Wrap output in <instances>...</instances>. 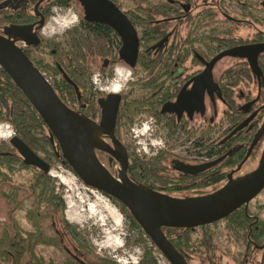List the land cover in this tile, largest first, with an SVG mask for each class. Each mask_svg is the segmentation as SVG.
Masks as SVG:
<instances>
[{"label": "trees", "instance_id": "trees-1", "mask_svg": "<svg viewBox=\"0 0 264 264\" xmlns=\"http://www.w3.org/2000/svg\"><path fill=\"white\" fill-rule=\"evenodd\" d=\"M111 1L119 9L122 8L120 3L121 0ZM73 4L79 6L77 0H53L48 6L47 17H49V11H51L53 7L66 9ZM159 5L160 7H153L152 5H146L143 8L139 7L140 13H142L145 18H141L139 15L132 17L130 13L126 14L135 29L141 28L143 30L142 35L139 36L140 52L137 67L146 72L151 78L154 76V62L160 58L156 51L153 50L154 45L164 38L165 34L169 33L170 29L175 27V21L171 18L172 10L168 3H161ZM3 7V5H0V8ZM0 14L2 13L0 12ZM30 16H32V14H23L21 17H9L8 20H19L21 23L27 24L32 21ZM3 21L4 18H0V25L4 23ZM78 29L79 31L76 35L70 36V50L68 53H65L64 49L61 50V46L58 43L54 41L48 42L47 46L53 48L55 54L58 55V60L55 61V67L52 68L49 65L42 66V62H39V65L33 60L32 63L47 80L48 77L51 76L50 72L54 71L59 75L58 67L62 69L73 85L69 84L61 76L60 80H56L55 75L52 74L54 80L49 81V83L54 88L56 94L66 106L95 120L99 118L100 107L94 102V95L92 94V86L90 83L92 73L88 64L91 61L96 62L100 60L102 61L103 68L108 61L111 62L112 66L117 63L119 61L117 57L119 48L117 47L116 52H114L111 44L112 38H118V36L111 28L102 24L85 22L83 18L80 20ZM181 38L182 43L180 44H184L185 36ZM229 38L231 37L224 36V45L230 42ZM259 41H261L260 37ZM178 43L179 42L176 41L168 44L165 52L170 55L166 59L179 60L181 52L178 51V47L176 48ZM226 48H228V46H225V49ZM263 61L264 58L262 57L259 62L262 71H264ZM227 74L231 79L237 81H244L245 78L251 79L246 64L240 65L239 68L228 70ZM234 85L236 86V84ZM227 86V89L231 88L229 85ZM74 87H76L77 90H75ZM230 91L232 93V88ZM225 101L228 109H237L235 99L232 98L231 94L225 97ZM153 111L154 109L148 101L143 99L123 102L119 111L118 125L115 131L116 137L118 139L121 138V127L129 130L143 115L158 119L156 112ZM242 119L243 117L240 118L235 127L242 122ZM0 123L9 124L12 127L13 136L21 140L36 155L40 156L39 154H42L40 158L50 166V169L53 167L54 163H60L63 167L73 172L63 159L58 144L51 136L48 128L29 104L25 96L1 69ZM166 133L169 138L175 135V132L172 130H168ZM217 133H220V131L210 130L207 133L208 140ZM253 135L254 132L249 134V136L247 135L246 139L239 140L233 137L230 130L225 131L223 135H219L214 143L209 145L208 157L211 159L216 155V153H214V148H217L215 146H217V143L221 140L223 144L218 152H230V156L225 159L222 164L208 172L209 178L206 181H201L200 179L189 181L187 179L176 183H164L166 181L163 177V163L169 156V153L164 151H161L157 156L148 161L139 157L134 151H128L130 161L128 177L134 183L156 192H160L161 187L172 184V187H168L173 195L176 196L187 195L188 197H196L209 194L210 192L208 190L210 187H221L227 181L228 173L225 169H234L244 160ZM236 143L238 147L235 146ZM259 145L260 144L253 150L249 159L256 157ZM98 154L108 157L106 154ZM220 157L219 155V158ZM108 159V165H115L114 161L109 157ZM16 166L17 170L32 169L34 171V176L28 185L17 184L13 180V173H15L14 169ZM54 181V178H51L49 174H44L35 168L25 166L22 157L10 143L6 144L5 142H0V264H54L52 261H45L43 258H37L35 256V249L38 246H59L63 249V245L57 236V224L63 227L81 252L98 260V262H101L100 264H107L104 263L105 260L93 254L92 248L84 234L65 220V205L62 197L56 194ZM108 199L118 207L129 223L130 229L140 235H144L127 208L117 200ZM27 202L31 204V210L28 215V221L32 228V232L30 233L22 232L15 219L16 214ZM251 215L249 210L245 211L241 208L223 221L226 222L229 230H233L234 227L237 228L239 226L246 229V227H244L246 223L254 220V218H251ZM257 226L259 230L264 231V223ZM209 227L210 226H204L199 228L205 231L202 233L199 245L204 250L203 254L207 256V258H209L208 260L213 264L212 252L214 247L211 243V236L207 233ZM162 231L172 245L184 255L187 258V262L191 264V256L189 253L192 252L193 244L190 242V238L192 233L196 230L163 229ZM260 236L262 239L264 238V235L262 236L260 233L255 232L250 237L251 239H254V237L259 239L261 238ZM66 264L81 263L77 260H71ZM138 264H157V262L147 251ZM258 264H264V258L262 261L258 262Z\"/></svg>", "mask_w": 264, "mask_h": 264}, {"label": "flooded vegetation", "instance_id": "flooded-vegetation-1", "mask_svg": "<svg viewBox=\"0 0 264 264\" xmlns=\"http://www.w3.org/2000/svg\"><path fill=\"white\" fill-rule=\"evenodd\" d=\"M52 1L53 0H43L42 2H40V0H0V5L4 6L3 8H0V12L2 13L0 14V18H4V23L0 25V35H5V29L10 26H33V30L27 39L28 41L16 40V45L24 51L26 56L31 61H36L37 52L41 54L39 51L44 49L43 45H47L46 40H43V38L41 37V28L48 19V6ZM234 1H236L235 13H231L228 10L225 5V0H121V9H119L111 1L126 17V14L130 13L132 17H135V15H139L141 18H145L143 14L140 13L139 7L143 8L146 5L160 7L159 4L168 3L170 9L172 10L171 18L175 21V27L170 29L169 33L165 34V37L154 45L153 50L156 51L160 58L154 62L155 68L154 76L152 78L149 77L146 72L137 67V63L136 66L131 69L120 60L119 50L122 44L119 37L112 38L111 44L114 52H116L117 47L119 48L117 52L119 61L113 66L111 62L108 61L106 62V65L100 70L101 73L106 74V77L108 79L113 78V70L117 66H124L132 71V78H135V80L127 84L128 88L130 89L129 93H117L120 96L119 111L123 102L143 99L145 101H148V103L154 109L153 112H156L158 119L152 116L143 115L141 119L138 122L134 123L129 130H131L133 133H136V130L138 128L137 126L142 123V120L144 118H148L151 121V125L153 128L159 129L165 133V137L163 139L160 138L159 144L157 142L155 146L148 137L142 142H139V144L142 145L141 149L145 148L147 151L145 155L149 154L150 152L155 157L161 151H164L169 153V155L173 157L171 161H169L167 158L163 163V177L166 181L164 183H176L178 181L187 179L189 181L196 179L206 181L209 178L208 172L222 164L223 161L230 156V152H218L222 148L223 141L221 140L217 143V146H215L217 148H214V153H216V155L211 159L208 157L209 145H212V143H214L215 141L213 140V138L212 140H208L207 133L210 130L218 132L220 131V133L216 134V138L219 137V134L223 135L225 131L230 130L231 134H233V137L237 138L238 140L246 139L247 135L249 136V134L254 132V135L252 136L253 140L255 134L264 122V71H262V68L259 65L260 59H262V57L264 58V53H262L258 57V67L260 69L259 76L251 70L246 59L226 57L214 64L211 69L210 76L207 77L206 82L203 81V75L207 69V65L220 53L238 47L264 43L263 30L255 33L252 37L249 36V38H244L238 36L237 34L239 25L244 24L243 20L248 21L246 23L247 26H250V24L255 25V23L252 21V13L256 10L264 13V7L262 6L264 2L260 3L258 0H249L247 2H241V0ZM38 3L39 5L37 7V12H35V6ZM124 3H128L130 5V8L124 9ZM255 5H258V7H256ZM23 14H32V16H30L32 21L30 23L24 24L19 20H8L9 17H21L23 16ZM42 19L44 20V23L40 24ZM183 29L186 31L185 35L181 34L182 32H184ZM135 30L139 39V36L142 35L143 30L141 28H137ZM183 36H185V43L180 44L182 43L181 37ZM224 36L231 37L229 38L230 42L226 43L227 45H224ZM259 37L261 38V41H259ZM36 38L39 40L38 43H36ZM12 39L14 38L12 37ZM113 41H117L115 45ZM176 41L179 42L176 45V48L178 47V51L181 52L179 60L177 61L166 59L170 55L165 52L168 44L170 42ZM225 46H228V48L225 49ZM50 52L52 55L50 56V58L52 59L53 56H55V50H50ZM224 59H232L233 64L228 66L222 72H218L217 66ZM50 63L52 65L53 60H51ZM243 64L247 65L251 75V79L245 78V80H252L256 83L257 94L254 98L246 96L244 98L245 103L243 105L237 106L236 110L228 109V107L226 106L225 97L231 94L232 98L235 99L234 95L237 87L240 84L244 83L245 80L237 81L235 79H231L227 72L230 69L239 68V66ZM118 68L122 67H117L115 71ZM58 69L59 76L64 78V72L59 67ZM234 84H236V86ZM227 85L232 88V93L230 91L231 88H226L228 87ZM133 90H137L140 95L138 97H132L131 91ZM110 94L115 93L110 92L106 95H103L102 97H100L99 101L101 99H105ZM180 94H185V98H187L188 95V98L185 99L184 103H178V97L180 96ZM98 103L99 102H97L96 104ZM223 106L226 107V110H222V117L218 121V113ZM242 117V122L235 127V125ZM99 120L100 115L98 120L96 119L94 121L99 122ZM117 122L116 128L118 125ZM245 122L246 124L244 125ZM224 123L227 124L226 127L223 126ZM120 129L121 131L126 130L122 127ZM168 130H172L175 132V135L172 138H169V136L167 135L166 132H168ZM149 136L152 137V135ZM179 139L180 141H178L177 143L176 141ZM105 140L109 142L108 139ZM118 140L121 141V138ZM170 141H174L175 146L182 145L180 143H183L185 145L189 144V146H191L192 148V151L189 152V155L186 156L179 155L175 150L169 151L167 148L169 147ZM262 142H264V135L258 141L257 145L261 144ZM250 144L248 146V149L250 147ZM237 145L238 144L236 143L235 146ZM257 145L255 146V148L257 147ZM124 147L126 148L127 153L128 151H133L128 145H124ZM219 155L221 156L220 158H223V160L217 166L202 174L194 176L183 172L184 167L199 166L215 161L219 158ZM139 157L144 158L146 161L153 158L151 156ZM249 158L242 165L240 170H238L239 166L234 169H228L229 172H227V179L228 175L231 172H234V179L240 177V175L237 176V174L250 160ZM168 186L172 187V184ZM168 186L161 187V191L159 193L175 197L176 195H173ZM219 187L220 186H215V191L219 189ZM186 197L188 196L186 195ZM243 209L245 211L249 210L248 207ZM251 218H254V220L246 223V225L244 226L246 227V229H243V227L239 226L237 228L234 227L233 230H229L228 226H225V229L232 233L235 245L244 249L242 253L241 264H258V262L262 261V259L264 258V238L262 239V237L260 236L261 238L259 239L256 237H254V239H251L250 237L255 232L260 233L262 236L264 235V231L259 230V227L257 226L263 224L264 221L253 215H251ZM62 251L65 254V261L63 264H66L71 260H77L81 264H84L79 261L76 256L68 252L64 246ZM255 256L257 257L255 258Z\"/></svg>", "mask_w": 264, "mask_h": 264}, {"label": "water", "instance_id": "water-1", "mask_svg": "<svg viewBox=\"0 0 264 264\" xmlns=\"http://www.w3.org/2000/svg\"><path fill=\"white\" fill-rule=\"evenodd\" d=\"M77 2L82 8L85 22L105 25L117 34L122 44L119 58L133 69L138 59L139 39L127 17L110 0ZM39 3L35 6V12ZM262 6L264 7V3ZM43 23L42 19L40 24ZM32 30L33 26H10L5 29V35H0V69L41 118L57 142L63 159L82 184L124 205L169 264L189 263L167 239L163 229H197L221 222L237 210L247 208L264 190V149L253 171L235 179L234 172H231L225 185L203 196L172 197L131 181L128 177L127 150L115 136L120 106L119 94H110L99 101V122L66 106L45 76L16 45V40L28 41ZM35 40L36 43L39 42L37 38ZM262 53L264 43L222 52L207 65L203 81L206 82L210 76L214 64L226 57L246 59L251 70L259 76L258 57ZM63 76L73 85L66 74L63 73ZM187 98L185 94H180L178 103H184ZM263 135L264 122L255 134L238 170L248 160ZM9 143L22 157L25 166L50 174V166L21 140L13 136ZM98 153L108 155L119 165L117 177L100 162ZM222 160L223 158H219L203 165L187 166L183 168V172L196 176L217 166Z\"/></svg>", "mask_w": 264, "mask_h": 264}, {"label": "rangeland", "instance_id": "rangeland-1", "mask_svg": "<svg viewBox=\"0 0 264 264\" xmlns=\"http://www.w3.org/2000/svg\"><path fill=\"white\" fill-rule=\"evenodd\" d=\"M247 1L249 0H241V2ZM258 1L260 3L264 2V0ZM235 2L236 1L234 0H225V5L231 13L236 12ZM255 6L258 7V5ZM123 7L124 9H129L130 5L124 3ZM82 18V9L75 4L66 9L53 7L47 21L41 28V37L43 40H46L47 45L48 42L54 41L61 46V50L64 49V52L68 53L70 50V36L78 33L80 20ZM68 21H72L73 23L69 24L67 23ZM252 21L255 25L250 24V26H247L246 23L248 21L243 20L244 24L239 25L238 27V36L249 38V36L252 37L255 33L261 30L264 31V13H261L258 10L253 11ZM183 31L184 32L181 34L185 35L186 31L184 29ZM116 42L117 41H113L114 45ZM47 45H43L44 49L39 51L41 54L37 52V60L35 62L39 65V62H42V66L49 65L53 68L55 67V61L58 60V55L55 54L51 59L50 56L52 55L50 50L54 49ZM51 60H53L52 65L50 63ZM232 64V59H224L217 66V70L218 72H222ZM88 65L92 73L90 83L95 103L99 102L100 97L110 93L106 89L111 87L110 85H112L111 83L115 79V69L117 67H122L121 69L124 71L126 70L125 72L129 70V68L124 66H117L113 70V78L108 79L106 74L100 72L102 69V61H91ZM50 73L51 76L48 77V81L54 80L53 75H55L56 80H60V76L57 75L56 72L52 71ZM93 77L97 78L96 83L93 82ZM134 80L135 78H131L127 84ZM127 84L120 93H129L130 89ZM256 87V83L252 80H245L244 83L240 84L234 95L236 105H243L246 96L254 98L257 94ZM139 95L140 93L137 90L131 91L132 97H138ZM222 110L225 111L226 107L223 106L219 111L217 117L218 121L222 117ZM223 126L226 127L227 124L224 123ZM137 127L136 133H133L131 130L121 131L122 143L130 146L138 156L154 157L150 152L145 155L141 149L142 145L139 144V142H142L148 137L155 146L157 142L159 144L160 138L163 139L165 137V133L159 129L153 128L151 121L148 118H144L142 123ZM0 135H9V138L0 137V142L9 144L10 139L13 138L14 135L12 127L7 123H0ZM149 135H152V137ZM212 138L213 140H216V134L209 140H212ZM178 141H180V139L176 142L178 143ZM180 144L182 145L175 146L174 141H170L167 149L169 151L175 150L182 156L189 155V152L192 151L191 146H189V144ZM263 149L264 142L259 145L256 157L250 159L237 176L249 173L257 167ZM39 155L42 157V154ZM98 159L114 177H117L119 165L116 162L115 165H108V157L100 154H98ZM172 159L173 157L169 155L168 160L171 161ZM14 171L13 180L17 184L28 185L34 176V171L32 169L17 170L16 166ZM225 171L229 172L227 169H225ZM49 176L54 178L56 194L60 195L64 202L65 220L84 234L92 248L93 254L100 259L105 260L104 263L138 264L144 256V253L148 251L157 264H169L148 238L130 229L129 223L114 203H112L107 197L103 196L100 192L83 185L73 172L63 167L60 163H54ZM215 189V187H210L208 191L212 193ZM175 197L185 198L186 195H177ZM248 209L253 216H257L260 220L264 221V190L252 202H250ZM30 210L31 204L30 202H27L15 216L17 225L24 233L32 232L31 224L28 221ZM89 212H95L96 215L91 217ZM69 219H73V222H71V220L69 221ZM114 219L118 220V226ZM210 226L208 232H206L210 234L211 243L214 247L212 252L213 264H241L244 249L235 245L232 233L225 229L226 222L221 221ZM56 231L62 245L68 252L76 256L79 261L84 264L101 263L91 256H87L81 252L61 225H56ZM203 232L205 231L197 228L191 235L190 242L193 244L192 252L189 253L191 256V264H212V262L208 260L209 258L203 254L204 250L199 245ZM35 256L37 258H43L45 261H52L54 264H63L65 261V254L59 246H38L35 249ZM256 257L257 256H255V258Z\"/></svg>", "mask_w": 264, "mask_h": 264}, {"label": "clouds", "instance_id": "clouds-1", "mask_svg": "<svg viewBox=\"0 0 264 264\" xmlns=\"http://www.w3.org/2000/svg\"><path fill=\"white\" fill-rule=\"evenodd\" d=\"M121 73H120V70L117 69V75L119 76ZM132 71L129 69L127 70L126 72V75L123 76V79H118L112 87L106 89L107 91L109 92H115V93H119L120 91H122L125 87H126V84L127 82L132 78ZM97 81V78L96 77H93V82L96 83Z\"/></svg>", "mask_w": 264, "mask_h": 264}, {"label": "bare ground", "instance_id": "bare-ground-1", "mask_svg": "<svg viewBox=\"0 0 264 264\" xmlns=\"http://www.w3.org/2000/svg\"><path fill=\"white\" fill-rule=\"evenodd\" d=\"M67 23H69V24H71V23H73L72 21H68ZM119 69V68H118ZM120 70V75L118 76L117 75V70L115 71V80L113 81V83H112V85H111V87L113 86V84L118 80V79H123V76L124 75H126V70L124 71V70H122L121 68L119 69ZM129 82V81H128ZM123 91V90H122ZM122 91H120V92H122ZM119 92V93H120ZM112 93H115V92H112ZM115 94H117V93H115ZM0 137H2V138H4V137H6V138H9L10 136L9 135H0ZM90 213V215H91V217H93V216H95L96 215V213L95 212H89ZM75 219V218H74ZM71 219H69V221H70ZM73 220V219H72ZM71 220V222H73ZM115 220V223H116V225L118 226L119 224H118V220L117 219H114ZM110 241V240H109Z\"/></svg>", "mask_w": 264, "mask_h": 264}, {"label": "built area", "instance_id": "built-area-1", "mask_svg": "<svg viewBox=\"0 0 264 264\" xmlns=\"http://www.w3.org/2000/svg\"><path fill=\"white\" fill-rule=\"evenodd\" d=\"M142 151H143V153L144 154H146L147 153V151H146V149L144 148V149H142ZM144 236L146 237V235L144 234ZM147 238V237H146Z\"/></svg>", "mask_w": 264, "mask_h": 264}]
</instances>
